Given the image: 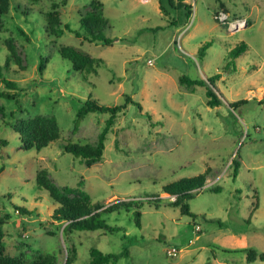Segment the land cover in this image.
Listing matches in <instances>:
<instances>
[{"label": "rangeland", "instance_id": "1", "mask_svg": "<svg viewBox=\"0 0 264 264\" xmlns=\"http://www.w3.org/2000/svg\"><path fill=\"white\" fill-rule=\"evenodd\" d=\"M181 1L189 5L186 17L182 8L162 14L157 0H9L1 19L0 66L6 39L18 63L9 60L1 70L17 92V101L0 97L5 254L23 253L31 260L53 253L60 263L65 246H71V264H84L90 247L102 253L126 247L127 256L115 264H264L244 259L249 249L264 253V0ZM93 8L107 21L102 33L112 40L109 45L62 28L76 29ZM218 10L245 17L247 26L226 31L214 20ZM51 14L58 16V35L44 30ZM239 43L245 51L230 57L228 51ZM61 46L100 62L93 72L74 71L58 54ZM40 59L45 60L38 71ZM181 75L203 81L217 75L212 87L206 84L219 103L208 107L205 88L179 85ZM0 90H6L1 82ZM87 96L106 106L122 104L125 96L132 100L106 133L101 159L89 167L61 149L65 142L93 143L104 125L107 113L89 112L72 133L75 111ZM35 115L53 116L59 136L38 151L22 150L9 125ZM41 168L58 187L80 182L91 202L149 198L144 195L159 201L139 203V227L132 211L121 210L103 216L119 228L116 232L61 235L58 222L50 219L55 205L34 183ZM203 172L202 188L186 200L189 215L168 205L172 199L161 192L162 185ZM214 185L217 192L209 189ZM13 205L30 212L18 213ZM170 246L178 249L173 257L165 253Z\"/></svg>", "mask_w": 264, "mask_h": 264}, {"label": "trees", "instance_id": "2", "mask_svg": "<svg viewBox=\"0 0 264 264\" xmlns=\"http://www.w3.org/2000/svg\"><path fill=\"white\" fill-rule=\"evenodd\" d=\"M31 1L34 2L37 0ZM157 5L162 14H167L168 9L176 10L177 8H182L184 10L185 17L190 12L189 5L181 0H175V4H173V0H157ZM97 6H100V4H97ZM8 8L9 0H0V29L2 27L1 19L7 13ZM95 10L96 8H93V12H87L82 15L78 19V27L76 29L73 30L66 24H63L62 28L89 42H99L103 45H109L112 40L105 37L102 33L103 29L107 25V21L99 11L95 13ZM59 26L61 25L58 16L56 14H51L47 17L44 30L51 35H58L61 32V28ZM4 44L7 50L5 64L9 60H12L14 63H18V58L10 40L6 39ZM205 46L206 45L199 48L198 55L201 56ZM245 49L246 45L244 43H239L230 49L228 54L230 57L234 58L245 51ZM58 54L70 63V68L72 70L83 73L93 72L97 64L100 62V59L91 57L70 46L59 47ZM43 60L45 59H40L38 62V71H41L43 68ZM5 64L0 66V82L6 90H0V97L5 100L16 99L17 101L15 83L4 78L1 72L3 67L5 68ZM216 77L217 75H213L203 81L201 79H190L181 75L177 77V83L181 86H186L189 89H192L195 85L203 86L205 88V104L208 107H214L219 103V100L206 83L212 87V81ZM128 102H132V100L130 97L125 96L122 104L106 106L98 104L95 100L87 96L80 102V105L75 111L74 118L72 120V133L77 131L80 121L89 112L107 113L104 125L98 132L93 143L65 142L61 144L62 151L70 153L74 157H78L79 161L86 167L98 162L101 159L104 149L105 135L113 124L117 114L125 108V105ZM133 104L138 111L141 110V106L138 102H133ZM142 115L148 119L150 118L147 113H142ZM9 127L17 134L19 148L22 150L34 149L38 151L57 139L59 136V128L53 116L35 115L27 118H15ZM4 144L6 143L0 139V146ZM231 164L233 165L231 175L234 176L236 164L233 161H231ZM1 169L2 167H0V170ZM204 178V172L189 177H181L162 185L160 190L163 194L172 199L168 205L177 206L180 214L189 215L190 212L188 210L186 200L192 196L194 190L202 188ZM34 183L36 188L46 192L48 198L55 205L50 214V219L58 222L61 235H68L73 231L98 230L103 233L116 232L119 228L115 225L107 224L103 216L113 212L119 213L121 210L124 212H128L129 210L132 211L131 213L134 225L139 227V203L143 201H152V203L159 201L156 199L157 196L144 195L149 198L144 200L130 199L127 201H115L108 205L91 202L88 194L82 190L80 182H78L75 187H58L50 181L44 168L39 169L35 173ZM209 189L213 192H217L219 187L214 185L210 186ZM6 196L8 197V195ZM13 209L21 214L30 212L25 207L18 205H13ZM7 218V214H0V264H71L74 260L75 250L71 246H65V255L60 263L57 261V258L53 253L37 254L31 260H27L23 253H18L17 255L5 254L2 227ZM88 254L89 260L84 264H115L120 257L127 256V248L123 247L119 253H102L98 249L90 247L88 249ZM244 259L247 263L255 259L264 260V253H259L255 250L249 249L245 251Z\"/></svg>", "mask_w": 264, "mask_h": 264}, {"label": "built area", "instance_id": "3", "mask_svg": "<svg viewBox=\"0 0 264 264\" xmlns=\"http://www.w3.org/2000/svg\"><path fill=\"white\" fill-rule=\"evenodd\" d=\"M214 20L223 25L228 32H235L244 29L247 26V19L245 17L231 18L227 13L222 10H218L214 15ZM147 64H151L150 60H147ZM197 232V231H196ZM178 249L175 247H167L165 253L169 257H173L177 254Z\"/></svg>", "mask_w": 264, "mask_h": 264}, {"label": "crops", "instance_id": "4", "mask_svg": "<svg viewBox=\"0 0 264 264\" xmlns=\"http://www.w3.org/2000/svg\"><path fill=\"white\" fill-rule=\"evenodd\" d=\"M185 1V0H184ZM184 3H186V2H184Z\"/></svg>", "mask_w": 264, "mask_h": 264}]
</instances>
